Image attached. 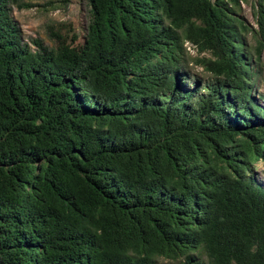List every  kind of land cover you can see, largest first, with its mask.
<instances>
[{
    "label": "trees",
    "instance_id": "16d2710c",
    "mask_svg": "<svg viewBox=\"0 0 264 264\" xmlns=\"http://www.w3.org/2000/svg\"><path fill=\"white\" fill-rule=\"evenodd\" d=\"M87 1L33 48L0 0V264H264L241 0Z\"/></svg>",
    "mask_w": 264,
    "mask_h": 264
},
{
    "label": "rangeland",
    "instance_id": "374dc122",
    "mask_svg": "<svg viewBox=\"0 0 264 264\" xmlns=\"http://www.w3.org/2000/svg\"><path fill=\"white\" fill-rule=\"evenodd\" d=\"M30 6L13 5L12 15L21 27L25 41L35 48L32 40L42 39L46 44L52 46L53 41L48 34L47 27L50 24L74 20L77 23L78 31L84 34L90 22V5L87 0H23ZM256 0H241L239 14L245 21L248 30L244 32V37L253 53V69L258 71L254 74V95H264V50L260 57H257L256 49L258 39L263 36L257 22L255 14ZM187 49V48H186ZM198 51L192 52L187 49L188 59H190L189 69L192 74L207 76L208 73L194 62V57L198 56ZM205 54V53H204ZM257 182L264 187V160L254 165ZM157 264H177L176 261L159 258Z\"/></svg>",
    "mask_w": 264,
    "mask_h": 264
},
{
    "label": "built area",
    "instance_id": "2783aa9c",
    "mask_svg": "<svg viewBox=\"0 0 264 264\" xmlns=\"http://www.w3.org/2000/svg\"><path fill=\"white\" fill-rule=\"evenodd\" d=\"M186 46L189 50H191L192 52L197 51L195 45H193L190 41H186Z\"/></svg>",
    "mask_w": 264,
    "mask_h": 264
},
{
    "label": "clouds",
    "instance_id": "9594fccd",
    "mask_svg": "<svg viewBox=\"0 0 264 264\" xmlns=\"http://www.w3.org/2000/svg\"><path fill=\"white\" fill-rule=\"evenodd\" d=\"M185 46H186V43H185ZM186 48H187V46H186ZM188 49V48H187ZM189 50V49H188Z\"/></svg>",
    "mask_w": 264,
    "mask_h": 264
}]
</instances>
